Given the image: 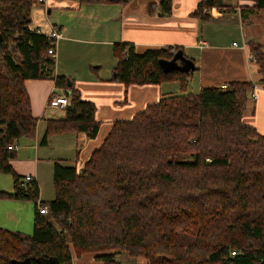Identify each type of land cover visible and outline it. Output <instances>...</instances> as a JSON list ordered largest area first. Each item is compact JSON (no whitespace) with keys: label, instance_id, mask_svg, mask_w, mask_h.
I'll return each instance as SVG.
<instances>
[{"label":"trees","instance_id":"obj_1","mask_svg":"<svg viewBox=\"0 0 264 264\" xmlns=\"http://www.w3.org/2000/svg\"><path fill=\"white\" fill-rule=\"evenodd\" d=\"M243 1L252 2L241 7L245 23L264 11V0ZM34 3L0 0V173L11 175L15 187L0 197L36 206L32 234L0 226V264H74L84 255L124 264L121 253L145 260L135 264H264V134L243 119L255 85L232 82L192 93L194 71L166 73L161 65L179 48L138 54L133 46H114L115 82H178L181 94L115 122L81 170L56 162L55 198L40 203L48 209L40 214L39 186L23 185L11 164L16 152L9 149L36 135L26 81L52 80L68 99L65 117L47 120L42 144L66 133L95 139L101 123L95 104L83 100L67 77L55 75L49 54L55 40L30 29ZM172 8L173 0H161L149 12L170 16ZM224 8V0H201L193 16L209 21L210 12ZM248 47L264 86V47Z\"/></svg>","mask_w":264,"mask_h":264},{"label":"crops","instance_id":"obj_2","mask_svg":"<svg viewBox=\"0 0 264 264\" xmlns=\"http://www.w3.org/2000/svg\"><path fill=\"white\" fill-rule=\"evenodd\" d=\"M201 0H173L170 16L156 9L161 0H127L125 5L82 3L81 0H35L31 9L30 29L50 35L59 30L63 37L56 45L55 75L73 82L82 99L95 104L96 119L101 123L98 136L89 139L85 133H66L42 139L49 119L65 117V108L49 107L54 95H65L52 80H28L25 83L32 112L38 119L36 135L19 141L11 164L23 179L31 176L40 189V201L49 202L54 193L46 191L56 162L81 170L94 151L99 149L115 122L130 121L149 104L181 94L178 82L160 85H125L114 81L118 60L115 45L133 46L135 52L179 48L195 63L189 91L221 87L232 82H251L257 98L249 99L244 122L264 134V86L259 66L251 61L249 43L264 47V11L249 16L245 23L243 0H224V10H213L209 21L193 16ZM179 50V51H180ZM109 61L107 66L106 62ZM197 89V91H192ZM54 186V184H53ZM11 175L0 173V192L13 193ZM36 206L32 201L0 197V226L29 234L34 231ZM74 264H104L93 255L74 259Z\"/></svg>","mask_w":264,"mask_h":264},{"label":"built area","instance_id":"obj_3","mask_svg":"<svg viewBox=\"0 0 264 264\" xmlns=\"http://www.w3.org/2000/svg\"><path fill=\"white\" fill-rule=\"evenodd\" d=\"M50 38H53L55 40V46L54 48H51L49 50V54L56 60V45L58 43V41L63 37L62 33L59 31V30H53V32L49 35ZM126 56L128 55V52H126L125 54ZM250 59L252 61V55L250 56ZM221 88L225 89L227 88V85H222ZM253 97L256 99L257 96L256 94L254 93L253 94ZM68 104V99L65 95H62V96H59V95H54L51 97L50 101H49V107L52 108V109H61V108H65ZM9 149L11 151H15L17 152L18 149H19V146L18 144H15V145H12L9 147ZM34 181V178L31 177V176H28V177H25L22 179V183L23 185H25L26 183H30V182H33ZM41 201L39 200L37 202V207L39 209V212L41 215H46L48 213V209L46 207H43L41 206Z\"/></svg>","mask_w":264,"mask_h":264},{"label":"water","instance_id":"obj_4","mask_svg":"<svg viewBox=\"0 0 264 264\" xmlns=\"http://www.w3.org/2000/svg\"><path fill=\"white\" fill-rule=\"evenodd\" d=\"M161 65L166 73L171 71L188 73L195 70V63L191 59L186 58L182 50L178 51L171 60H162ZM114 76H116L115 73ZM18 264H32V262L30 260H25ZM40 264L56 263L54 261L43 260Z\"/></svg>","mask_w":264,"mask_h":264},{"label":"rangeland","instance_id":"obj_5","mask_svg":"<svg viewBox=\"0 0 264 264\" xmlns=\"http://www.w3.org/2000/svg\"><path fill=\"white\" fill-rule=\"evenodd\" d=\"M106 64H107V66L109 65V61L108 62H106ZM192 91H197V89H194L193 88V90ZM62 114V110H58V117H59V115H61ZM46 180L48 181V185L46 186V191H50V192H52V193H54V186H53V181H52V177H51V175L50 176H48V177H46ZM30 234H32V232L30 233ZM119 259H121L122 260V262L124 263V264H135V263H144L145 262V260L144 259H140V258H131L130 256H128L126 253H121L120 255H119Z\"/></svg>","mask_w":264,"mask_h":264}]
</instances>
